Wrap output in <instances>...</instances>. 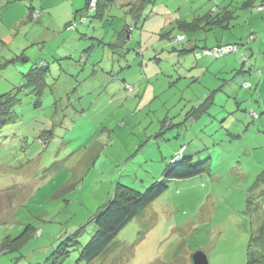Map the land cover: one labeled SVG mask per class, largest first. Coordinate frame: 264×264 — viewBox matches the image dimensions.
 I'll return each instance as SVG.
<instances>
[{"label": "rangeland", "instance_id": "1", "mask_svg": "<svg viewBox=\"0 0 264 264\" xmlns=\"http://www.w3.org/2000/svg\"><path fill=\"white\" fill-rule=\"evenodd\" d=\"M137 1H108L95 18L86 0H0V93L32 67L50 69L44 94L21 89L0 131V264H88L92 217L117 183L144 192L183 146L209 171L169 180L103 262L192 264L203 251L209 264H252L251 249L260 264L251 236L264 222V47L248 44L252 71L241 54L226 56L235 60L224 73L195 62L218 41L264 31V0H152L142 20L130 11ZM213 7L234 9L230 29L180 26ZM75 229L78 242L64 246Z\"/></svg>", "mask_w": 264, "mask_h": 264}, {"label": "trees", "instance_id": "2", "mask_svg": "<svg viewBox=\"0 0 264 264\" xmlns=\"http://www.w3.org/2000/svg\"><path fill=\"white\" fill-rule=\"evenodd\" d=\"M91 1L86 0L85 9L86 13L92 12L91 11ZM112 0H97L96 8L92 12L95 18H99L101 16V10L104 9L106 6V2ZM152 0H138L136 3L134 2L131 8V14L134 17L140 18L142 15V10L144 11L145 4ZM147 2V3H146ZM248 5H252V0L245 3V7ZM166 8V5H165ZM261 11L264 10V4L260 5ZM168 9V8H166ZM223 10L224 13L220 11ZM33 11V10H32ZM30 10V14L32 16L33 12ZM151 15H154L151 14ZM149 15V16H151ZM86 17H82V20H85ZM146 19V18H145ZM203 19V20H202ZM236 19L235 12L228 7L224 9L217 10L215 12L207 11L203 15H197L191 21L186 20H178L180 22V26L182 28H191L195 29L196 31L199 29H205V31L213 30L214 28H224L230 29V22L232 23L233 20ZM142 20V17L139 19ZM71 24L70 26H72ZM136 25V24H135ZM131 28L126 25V27L121 31L120 35L121 38L126 40V34L130 32ZM182 37V36H181ZM256 34L255 32H251L250 35L247 37V42L245 44H241L240 41H232V42H224L219 43L212 46L210 50L214 47L218 46H234L237 48L236 52H231L224 56L219 57L224 58L230 54H241L242 58V67L244 65H249V71L253 70V59L252 50H249L248 44L255 40ZM195 47H192L191 50H194ZM208 48L206 45L204 47ZM208 51V52H209ZM203 54L211 55L212 57L216 58L212 54L207 53L204 51ZM75 56V52L72 55L67 57L61 58H73ZM87 56V55H86ZM202 57V54L198 56ZM89 59V58H86ZM218 59V58H216ZM60 60V59H58ZM8 63L4 66L6 67ZM49 64L44 63L39 65L38 67H32V69L24 75L25 84L16 87L13 90L3 93H0V131L9 123L13 118V113L15 107L20 102L19 98V91L23 88H31L32 93L35 96H42L46 91L48 84L46 75L49 71ZM242 72L244 71L241 70ZM248 86V84H245ZM41 101H37L36 105H40ZM255 115H257L255 113ZM181 152L169 160L168 169L165 171L161 180H157L152 183L144 192L138 191L132 187L126 186L121 184L120 182L117 183L115 187V191L103 205L99 208L97 213L92 217L94 222L97 225V230L95 234L92 236L90 241L83 247V250L80 252V259L85 261L88 264H114L111 261L103 262L104 259L112 250L118 248L120 246V242L117 239L119 233L126 227V225L133 220L141 211H143L148 205H150L157 197H159L162 193L166 191L168 188V181L174 179H186L191 178L197 175H200L204 172L209 171V160H205L201 163L194 162V155H185L187 149L185 146L181 148ZM177 156H180V160L174 161L173 159ZM111 196V195H110ZM33 228L31 226L27 227L25 231L15 240L9 241L10 244L15 245H22L26 238L33 233ZM256 232L251 236V245L256 243V246L259 247L258 250L261 248L264 251V222H262L259 227L255 230ZM81 230H74L72 231L71 235L64 241V246L74 245L78 242V237L80 236ZM11 244V245H12ZM65 247H62L61 250L63 251V255L68 254L67 250H63ZM261 251V250H260ZM257 251L256 253L260 255L261 258H258L260 264L264 263V252ZM253 251L248 249L249 254V263L255 264L257 260H251L250 255ZM117 262V261H116Z\"/></svg>", "mask_w": 264, "mask_h": 264}, {"label": "crops", "instance_id": "3", "mask_svg": "<svg viewBox=\"0 0 264 264\" xmlns=\"http://www.w3.org/2000/svg\"><path fill=\"white\" fill-rule=\"evenodd\" d=\"M251 0H246L243 2V4H241L240 8L242 9H248V8H252V5H248V7H245V3L249 2ZM215 7H213L212 9L208 10L209 12H215L217 10L214 9ZM254 8V7H253ZM229 9L233 10L232 7H230ZM264 11V10H262ZM235 12V11H234ZM264 14V12H263ZM264 22V21H263ZM258 27H263L264 26V23L260 24V25H257ZM253 32H255L256 34V37L255 40L253 41H257V44L258 45H262V48L264 47V40L262 41L261 39L259 38H262V35H264V31L260 28V30L258 32H256V30L252 29ZM259 40V41H258ZM228 42V41H226ZM232 42V41H230ZM219 43H224V42H221V41H218L217 44ZM208 47H211V46H208ZM264 52V50H263ZM76 53V51H75ZM264 54V53H263ZM254 55V52L252 51V56ZM258 59L259 58H255V61L256 63H258ZM217 60V59H216ZM215 60V58L213 59L211 55H208V54H202V57H199L198 58V61L195 62V68H200L201 71H203V73L205 74L206 72H209L210 70H212L214 68V70L216 72H220V73H224L226 72L228 69L231 68V63L232 61L235 60V58L233 56H230V57H226V59L224 60V62L222 63V65L218 66L217 64V61ZM255 63V62H254ZM110 194V193H109Z\"/></svg>", "mask_w": 264, "mask_h": 264}, {"label": "built area", "instance_id": "4", "mask_svg": "<svg viewBox=\"0 0 264 264\" xmlns=\"http://www.w3.org/2000/svg\"><path fill=\"white\" fill-rule=\"evenodd\" d=\"M96 4H97V0H92L91 1V11L95 10L96 8ZM237 48L234 46H218V47H214L212 50H210L208 53L212 54L213 56H215L216 58H219L221 56H224L226 54H229L231 52H236ZM180 156H177L173 159L174 161L180 160Z\"/></svg>", "mask_w": 264, "mask_h": 264}, {"label": "water", "instance_id": "5", "mask_svg": "<svg viewBox=\"0 0 264 264\" xmlns=\"http://www.w3.org/2000/svg\"><path fill=\"white\" fill-rule=\"evenodd\" d=\"M192 264H209L207 255L203 251H196L191 255Z\"/></svg>", "mask_w": 264, "mask_h": 264}]
</instances>
